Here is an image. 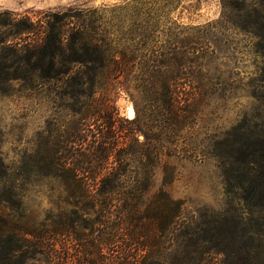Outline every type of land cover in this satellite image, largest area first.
<instances>
[{
    "label": "trees",
    "instance_id": "1",
    "mask_svg": "<svg viewBox=\"0 0 264 264\" xmlns=\"http://www.w3.org/2000/svg\"><path fill=\"white\" fill-rule=\"evenodd\" d=\"M221 3L223 27L256 38L264 58V0ZM85 22L83 14L33 21L0 13V94L45 92L61 102L74 100L18 172L10 173L0 157V184L8 182L0 192V264H169L182 203L165 189L175 180V168L162 164V157L178 154L175 141L197 110L189 111L190 96L185 109L178 91L181 81L188 89L199 79L203 57L197 46L205 39L188 37L186 52L119 46L118 54ZM138 59L151 105L138 109L133 120H117L111 107L95 99L96 89L113 75L137 78ZM259 80L264 85V62ZM214 145L226 197L237 196L249 216L246 264H264V116L246 117ZM160 166L163 183L152 192ZM42 181L57 186L61 196L43 223L48 230L39 234L14 220V213L22 210L23 192ZM20 217L28 220L26 213ZM219 230L232 233L227 218Z\"/></svg>",
    "mask_w": 264,
    "mask_h": 264
},
{
    "label": "rangeland",
    "instance_id": "2",
    "mask_svg": "<svg viewBox=\"0 0 264 264\" xmlns=\"http://www.w3.org/2000/svg\"><path fill=\"white\" fill-rule=\"evenodd\" d=\"M0 13L29 16L33 21L50 14H83L88 30H100L105 47L118 54L119 46L186 52L188 37L205 39L197 46L203 57L199 79L188 89L187 81H181L178 91L184 108L190 96L189 111L195 106L197 110L175 141L178 154L162 157V164L168 162L175 168V180L165 189L182 203L181 222L167 254L169 264H246L249 216L237 196L232 200L226 197L222 170L212 152L216 141L246 117L264 116V85L259 82L264 58L256 38L240 28L223 27L221 0H0ZM140 73L138 59L133 73L137 78L113 75L96 89L95 99L102 108L111 107L115 119L133 120L138 109L151 105ZM62 102L45 92L0 94V157L10 173L21 169L39 137L57 130V121L68 116L74 100ZM150 112L154 110L150 108ZM163 175L160 166L152 192L162 186ZM4 183L0 192L7 187ZM23 194L22 210L14 213V220L41 234L48 230L43 223L57 211L59 190L42 181ZM5 212L12 211L6 208ZM24 213L28 220L20 217ZM226 218L232 233L219 230Z\"/></svg>",
    "mask_w": 264,
    "mask_h": 264
}]
</instances>
